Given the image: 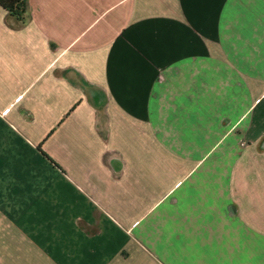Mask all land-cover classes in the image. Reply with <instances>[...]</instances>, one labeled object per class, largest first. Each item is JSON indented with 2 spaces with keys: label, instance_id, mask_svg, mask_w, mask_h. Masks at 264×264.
<instances>
[{
  "label": "crops",
  "instance_id": "0c3cea01",
  "mask_svg": "<svg viewBox=\"0 0 264 264\" xmlns=\"http://www.w3.org/2000/svg\"><path fill=\"white\" fill-rule=\"evenodd\" d=\"M0 5V264H264V0Z\"/></svg>",
  "mask_w": 264,
  "mask_h": 264
},
{
  "label": "trees",
  "instance_id": "16d2710c",
  "mask_svg": "<svg viewBox=\"0 0 264 264\" xmlns=\"http://www.w3.org/2000/svg\"><path fill=\"white\" fill-rule=\"evenodd\" d=\"M0 5L22 24L29 21L28 0H0Z\"/></svg>",
  "mask_w": 264,
  "mask_h": 264
}]
</instances>
